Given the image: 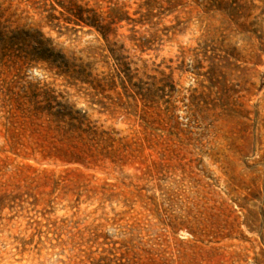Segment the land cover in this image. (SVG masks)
I'll use <instances>...</instances> for the list:
<instances>
[{
	"label": "rangeland",
	"instance_id": "obj_1",
	"mask_svg": "<svg viewBox=\"0 0 264 264\" xmlns=\"http://www.w3.org/2000/svg\"><path fill=\"white\" fill-rule=\"evenodd\" d=\"M0 264H264V0H0Z\"/></svg>",
	"mask_w": 264,
	"mask_h": 264
}]
</instances>
